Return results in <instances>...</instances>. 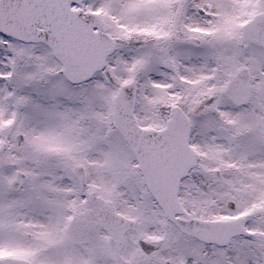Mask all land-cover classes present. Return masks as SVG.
<instances>
[{"label": "snow or ice", "instance_id": "6c2138e0", "mask_svg": "<svg viewBox=\"0 0 264 264\" xmlns=\"http://www.w3.org/2000/svg\"><path fill=\"white\" fill-rule=\"evenodd\" d=\"M0 264H264V0H0Z\"/></svg>", "mask_w": 264, "mask_h": 264}]
</instances>
